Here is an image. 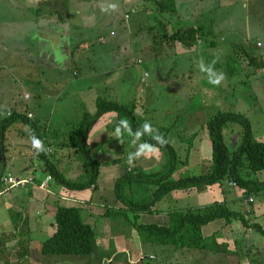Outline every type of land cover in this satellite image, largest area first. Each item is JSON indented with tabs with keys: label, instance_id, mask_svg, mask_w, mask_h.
Listing matches in <instances>:
<instances>
[{
	"label": "rangeland",
	"instance_id": "374dc122",
	"mask_svg": "<svg viewBox=\"0 0 264 264\" xmlns=\"http://www.w3.org/2000/svg\"><path fill=\"white\" fill-rule=\"evenodd\" d=\"M92 1V5L75 3L69 12L60 8L58 15L45 18L41 15L45 11L40 14L30 9L38 7L36 0H0V109L15 108L20 112L34 113L35 121L41 126L47 125L46 143L49 145H45V149L68 177L79 180L77 177L83 173L86 176L88 168L75 149L56 145V138L52 134H67L69 127L79 121L84 113L96 111L100 98L135 102L136 110L154 125L173 126L169 141L179 150L180 159L187 161V164L179 163L174 178L200 172L201 160L211 153L205 123L218 112L231 110L246 115L251 120L254 136L264 140V68L252 66L243 51L239 50V47L248 46L249 49L252 46L254 54L264 59V0H225L224 3L219 0H176L177 13H182L180 19L176 14L162 11L156 0H125L124 3L120 0ZM113 4L116 5L115 9L110 7ZM206 6H209L208 12L205 11ZM198 7L202 18L185 19L196 15ZM107 13L110 14L108 17ZM161 19L168 21V35L188 25L198 28L203 23L211 28V33L206 35L199 28L205 47L197 50L195 47L187 48L180 42L172 47L161 26L151 27ZM46 25L62 26L65 33L61 53L51 45H48L51 52L46 49L44 36H51L42 31ZM211 41H217L216 46H209ZM201 58L206 64L216 60L215 69L225 74L220 86L210 84L206 74L199 70L197 65ZM105 118L100 119V124ZM116 123L115 114L109 116L105 126L91 133L90 145L102 137L117 139ZM26 127L22 122H16L9 129L8 139L15 143L19 141L18 145L10 146V141H5L3 149L0 143V174H17L23 164L42 170L45 167L31 147L30 138L25 137L27 135L23 131L21 133ZM241 131V125L231 123L225 130L226 141L235 132L241 137ZM193 134L194 145L189 149L191 143L184 138L189 139ZM127 136L126 144L117 143V146H124L121 149L124 151L122 171L142 169L152 173L163 167L164 156L160 151L152 157H140L129 165L128 155L135 151V146L133 137ZM64 139L62 141L69 140ZM111 149L113 153L98 151L100 160L109 159L110 165L116 164L112 161L119 159L114 157L116 147ZM3 153L7 158L9 156L7 169L4 165L2 167ZM245 174L248 175L243 171ZM2 180L3 177L0 178ZM24 187L21 186V190ZM110 188L113 189L112 185L104 184L100 190L86 188L75 191L87 195V199L93 198L91 205L85 207L97 213L99 209L113 211L124 206L117 200L115 190L113 192ZM153 188L136 183L132 184L130 190L129 187L125 189V195L142 199L150 195ZM263 191L255 193V196H259L257 202L262 199ZM187 193L188 189L184 188L173 190L158 200L156 208L161 210L160 213L168 212L173 200L177 202L179 194ZM177 203L186 207L182 199ZM243 212L254 220L251 223L257 222L252 209L249 211L245 208ZM129 215L130 220L144 223L132 212ZM210 223L213 226L223 224L222 221ZM27 225L20 221V225L16 226L19 230L16 231L15 226H11L13 237L18 233L20 239H5L10 244L11 252L20 253V244L30 245ZM203 232L207 235L206 229ZM225 235L230 240L236 239L231 240L229 247L238 251L234 258L211 249L200 251L177 248L173 243L165 245L154 242L147 244L144 252L147 257L141 264H264V235L257 227L244 228L234 222L231 227L225 228ZM217 236L214 234L209 239L213 242V237L217 240ZM74 257L88 259L82 255ZM16 263L12 259L11 264Z\"/></svg>",
	"mask_w": 264,
	"mask_h": 264
},
{
	"label": "trees",
	"instance_id": "16d2710c",
	"mask_svg": "<svg viewBox=\"0 0 264 264\" xmlns=\"http://www.w3.org/2000/svg\"><path fill=\"white\" fill-rule=\"evenodd\" d=\"M71 1L72 0H40L38 1V7H30V9L40 14L41 11H45L42 12L41 15L45 18H50L54 17L55 14L58 15V13H60V8L65 12H69ZM120 1H122V3L125 2V0ZM156 2L159 4L162 11L169 12V14H173L174 16L177 13L178 8L175 0H156ZM167 24L168 21L166 19H161L159 23L151 25V27L161 26L162 30L165 32L164 36L171 41L172 47L175 46L177 42L190 48L203 43L199 35V27L196 28L192 25L182 26L168 35L166 33ZM53 27L58 28L62 26L53 25ZM44 42L47 44L45 46L46 49L50 52V48H48L50 43H47V41ZM216 44L215 41H211L209 46H216ZM240 49L243 51V54L247 56L245 58L252 66L257 69L264 68V59L254 54V47L249 46L248 49V46L247 48L244 46L239 47V50ZM48 52H45L46 56ZM9 112L10 114H8ZM114 114L117 123L121 119H128L133 132L145 121H149L136 110L135 102L123 103L115 99L108 100L100 98L96 111L94 113H84L79 121L73 123V125L69 127L70 130H68L67 134H63L62 136L60 134H52L56 138L54 141L56 145L69 147L77 151L80 155L79 158L81 157L82 160H84V165L88 168L89 172L87 175L85 176L84 173L79 175L77 177L79 180L70 178L64 170H61L59 166L52 161L50 158L51 154H49L47 150L37 153L34 149L36 155L40 157L45 164L43 171L51 174L54 178L53 181L57 182V184L72 190L95 188L102 165L97 158L98 151H109L111 148L115 149V147L117 151L121 150V147L117 146V143L123 142L124 145L125 136L128 135L127 132H124L123 135L117 139L108 138L90 145V134L98 121L105 115L109 117ZM33 116L34 115L29 116V113L20 112L15 108L0 109V143L3 149L5 148V141L8 139L9 129L16 122H22L27 126L21 130V133L23 131V134L27 135L25 137L30 138L35 134L43 141L44 147L47 144L49 145V143H46V135H48L47 125L45 126V124H43V126H41L38 121L34 120ZM44 122L47 123V119H45ZM231 123L241 125L242 133L241 137H239V134L235 132L233 137L228 139V144L225 138V130ZM151 124L153 129H158L159 133L162 134L167 141V144L162 147L157 145L159 151L164 156L163 167L152 173H146V171L142 169L137 171L127 170L119 176L115 182L114 189L118 200L122 202L124 206H121L118 210H107L105 212L106 216H111L112 213H120L124 215L125 218L129 219L131 218L129 212H132L133 215L138 218L144 213H160L161 211L156 208L158 200L173 190L181 188H197L204 191L207 188L209 189L213 186H217L223 189L225 182L231 181V183H234L239 188L244 189L245 193L243 194V199L264 189V179L253 176V174H258L264 170V140L254 136L251 120L246 115L230 110L218 112L210 119L206 120L205 126L210 140L211 153L204 159L202 164L204 171L178 178H174L173 174L177 171L180 162L187 164V161H182L180 159L179 150L169 141V135L172 132L173 126ZM42 129L44 130L42 131ZM195 134L189 139L184 138L185 141L187 140V142L191 143L189 149L194 145L192 143L195 140ZM62 138H69V140L62 141ZM141 141H150L156 144V141L150 140L148 135H144ZM187 157H189V155ZM122 158L123 157H120L112 162L124 163ZM110 163L111 162L108 164ZM243 171H246L248 175H243ZM133 183L151 185L154 187V190L150 195L142 199L129 198L125 195V189L130 187ZM52 211L56 230L52 236L43 242L42 252L44 254H55L61 257L77 255L87 256L92 254L97 245L95 229L83 219L82 208L77 205L57 204L52 208ZM169 215L170 221L167 225L139 223L136 219L135 221L129 220L140 235H146L156 243H173L177 248H195L200 251L211 249L224 254L231 253L236 255L238 251L230 249L227 243H220L215 238L212 242V239L204 235L203 227L206 224L222 219L226 224L238 222L244 228L250 226L257 227L258 230L264 234V228H262L260 224L248 222L249 220L245 212L231 208L229 202L225 200L224 197L220 198L218 195H214L211 203L207 205L197 208L189 207L187 209L175 208L169 211Z\"/></svg>",
	"mask_w": 264,
	"mask_h": 264
},
{
	"label": "crops",
	"instance_id": "0c3cea01",
	"mask_svg": "<svg viewBox=\"0 0 264 264\" xmlns=\"http://www.w3.org/2000/svg\"><path fill=\"white\" fill-rule=\"evenodd\" d=\"M219 1L224 3L225 0H219ZM78 2L85 3V5H87V3H91L92 5L93 1L72 0L70 3V8L72 7L73 4L75 3L77 4ZM205 9H206L205 11H207L209 9V6H206ZM196 12H197L196 15L194 14L193 16L185 17V19L192 20L194 17H200L202 15V14L199 15V13H202L199 7L197 8ZM181 14L176 13L177 19H180ZM108 15L110 14L107 13L106 16L108 17ZM199 28L200 30H202L204 35H206L208 32L211 33V28H207V26H204L203 23L200 24ZM42 31H45L51 35V36L45 35L44 41L50 43V45L54 46V48L56 47L61 53L60 49H63L62 47L64 43L62 39H63V34L65 33L62 27L56 28L53 26L52 27L46 26V28L42 29ZM193 47H195V49L198 50L200 47L204 48L205 46L204 43H202ZM103 118H105V120L101 124L99 120L98 123L93 128V130L91 131V133L95 132V130L99 129L101 126H105V122L107 124L108 115H105ZM126 138H128L127 135ZM101 140H104L103 137L98 139L97 142ZM127 140H130V138ZM7 141H10L9 142L10 146L18 145L19 142L16 141L15 143L10 139L6 140V142ZM119 147H121L122 149L123 146H119ZM112 150L113 149H110L109 152H112ZM122 152L124 151L119 150L115 152L114 157L117 158L122 157L123 156ZM3 154L4 155L1 158V160H3L2 167L4 165L5 169H7V167L9 166L8 158L10 154L8 152L9 154L8 158L6 157L5 153ZM97 158L102 163V165L100 167L97 186L95 188L92 187L91 189L100 190L101 187L104 184H106L107 186L112 185L113 189L111 188L110 189L113 190L114 192L115 190L114 186L117 178L125 172L122 171L121 169V165L123 163L119 162L110 165L108 164L109 159L102 162L99 158V152ZM201 161L202 162H201L200 172L204 171V168L202 166L204 160ZM18 171L19 172L17 174H14L12 172H8V173L1 172L0 178L1 177H3V179L6 178V180L8 181V179L10 178L18 179V178H26V177L34 176L37 184L34 185L30 183V185H34V186L27 185V187L26 186L24 187L25 188L24 190H21L22 189L21 187H16V186L11 187L10 185H7L8 183L5 182L4 180L0 181V264H11L12 259H15V262H17L16 264H141L144 261V259L147 257V255L144 254V252L146 251L147 244L154 243V240H151L150 237L146 235L144 236L140 235L137 229L131 224L129 220H127V218L124 217V215L120 213H116L111 216H106L105 208L99 209L97 213L95 212L96 210L95 211L88 210V208L85 206L91 205L93 198L91 200L87 199V195H84L82 193H79V191H75L55 183L53 181L54 178H52V180L49 182L47 186L48 188H46L49 191H45V189L40 188L38 185L46 177L48 173L44 172L40 167L38 169L37 166L33 167L23 164L19 167ZM42 175H44L45 177H42ZM253 176L255 177L258 176L257 178L264 179V170L259 172L258 174H253ZM3 186H5V188ZM131 187L132 185L129 187V190L131 189ZM27 193L29 194V196H26ZM244 193H245L244 189L239 188L237 185L232 184L231 181H227L225 182L223 189L217 186H213L209 189L207 188L204 191L199 190L197 188H189L187 194L178 195L177 202L178 200L182 199V201L185 202L187 208L189 207L197 208L211 203L214 195H218L220 198L224 197L225 200L229 202L230 207L235 210L243 211L245 208H247V210L251 211L252 209L254 212V217L256 215V218L254 219L255 221H257L254 223L260 224L262 228H264V224H262L264 223V195H262V199L257 202L259 196H255V194L254 195L252 194L248 198L243 199ZM250 197H253L254 200L250 201ZM177 202L176 199L173 200L172 203L173 206L170 207L168 212H163L160 214L144 213L141 215L143 217H139V218L143 219L144 223H157V224L167 225L169 224L170 221V215H169L170 210L175 208L176 209L186 208L183 207L184 204L181 205L178 204ZM187 203L189 205H187ZM57 204L60 205L73 204L80 206L82 208L83 219L89 224H91L95 229L97 245L92 254L85 256L88 257V259H83L85 261L82 260V257H74V256L61 257L55 254H44L42 252L43 242L46 239H48L50 236H52L56 230L52 208L55 207ZM235 207H240V208H235ZM247 218L249 219L250 223L254 221L249 217ZM20 221L27 223L28 224L27 226H29L27 230L28 231L27 238L30 245L26 246V244H20L21 247L20 253H18V251L17 253H14L10 251L11 250V248L9 247L10 244L7 243L5 239L8 238L7 239L8 241H13V238H15V240H20L18 237L19 236L18 233L15 235V237H13V234H11L10 232V230H12L11 226H15V231L19 230V228L17 227L20 225ZM215 221L216 222L222 221L223 224L217 223L216 226H213L212 223L206 224L203 227V231L204 229L207 230V235L204 232L205 236L210 238L212 237V235L217 234L218 242L227 243L229 246L232 245L231 240L235 241L236 239L231 238L230 240L228 235H225V228L227 226L231 227L233 224H226L225 221L222 219H218ZM12 232L15 233L14 230ZM219 232H221V234H219ZM118 237L120 238L119 240ZM225 255L230 258H234L236 256L231 253H227Z\"/></svg>",
	"mask_w": 264,
	"mask_h": 264
},
{
	"label": "clouds",
	"instance_id": "9594fccd",
	"mask_svg": "<svg viewBox=\"0 0 264 264\" xmlns=\"http://www.w3.org/2000/svg\"><path fill=\"white\" fill-rule=\"evenodd\" d=\"M112 9L116 8V5H110ZM216 60L214 59L210 64H206L204 59L201 58L198 61V68L201 72L205 73L208 82L214 86H220L225 79V74L222 71H217L214 67ZM124 132H127L130 136L133 137V145L135 146V151L129 153L128 155V164L133 165L136 159L140 157H152L159 153V146H164L167 144V141L164 139L163 135L159 133L158 129H153L151 122L145 121L142 125L138 126L135 132H133L131 124L128 119H121L118 121L115 128L116 136L119 138L123 135ZM144 135H148L150 140H155L156 144L151 143L150 141H141ZM31 147L37 151V153L46 151L43 141L40 140L35 134L30 137Z\"/></svg>",
	"mask_w": 264,
	"mask_h": 264
},
{
	"label": "built area",
	"instance_id": "2783aa9c",
	"mask_svg": "<svg viewBox=\"0 0 264 264\" xmlns=\"http://www.w3.org/2000/svg\"><path fill=\"white\" fill-rule=\"evenodd\" d=\"M32 113H29V116H32ZM52 175L51 174H47L46 177L39 183V187L42 189H46L49 182L52 180ZM4 181L7 183H10L11 187H21V186H27L28 184L32 183V184H37L35 177L34 176H30V177H26V178H18V179H13L10 178L8 179V181L6 180V178H4ZM253 197H250V201H253Z\"/></svg>",
	"mask_w": 264,
	"mask_h": 264
},
{
	"label": "water",
	"instance_id": "95a60500",
	"mask_svg": "<svg viewBox=\"0 0 264 264\" xmlns=\"http://www.w3.org/2000/svg\"><path fill=\"white\" fill-rule=\"evenodd\" d=\"M36 1H40V0H36Z\"/></svg>",
	"mask_w": 264,
	"mask_h": 264
}]
</instances>
